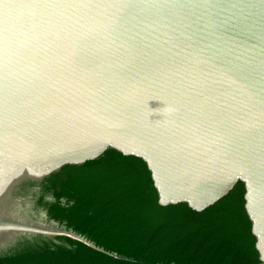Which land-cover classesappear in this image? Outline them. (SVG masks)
Instances as JSON below:
<instances>
[{
	"label": "water",
	"instance_id": "water-1",
	"mask_svg": "<svg viewBox=\"0 0 264 264\" xmlns=\"http://www.w3.org/2000/svg\"><path fill=\"white\" fill-rule=\"evenodd\" d=\"M109 148L144 158L166 205L245 181L264 260V0H0V249L90 244L20 222L12 193Z\"/></svg>",
	"mask_w": 264,
	"mask_h": 264
},
{
	"label": "trees",
	"instance_id": "trees-1",
	"mask_svg": "<svg viewBox=\"0 0 264 264\" xmlns=\"http://www.w3.org/2000/svg\"><path fill=\"white\" fill-rule=\"evenodd\" d=\"M39 185L48 219L91 245L37 237L0 264H264L243 180L203 210L166 205L148 162L109 148Z\"/></svg>",
	"mask_w": 264,
	"mask_h": 264
},
{
	"label": "flooded vegetation",
	"instance_id": "flooded-vegetation-1",
	"mask_svg": "<svg viewBox=\"0 0 264 264\" xmlns=\"http://www.w3.org/2000/svg\"><path fill=\"white\" fill-rule=\"evenodd\" d=\"M12 194L14 204L11 207V210L20 222L32 225L34 227L37 226L50 229L52 231L65 232V229L62 225L48 219L46 211L37 205L41 197H44L46 200L51 199L50 195L44 196L43 190L39 184L19 185ZM37 237L50 238L53 240L56 238L46 237L43 235L19 234L13 240H11L9 246L6 248H3L2 244L0 256L5 255L13 248L14 250L23 248L27 245L29 240L33 241V239Z\"/></svg>",
	"mask_w": 264,
	"mask_h": 264
}]
</instances>
